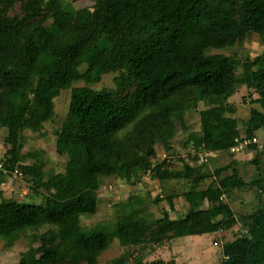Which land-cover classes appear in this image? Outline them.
I'll return each mask as SVG.
<instances>
[{
  "label": "trees",
  "instance_id": "obj_1",
  "mask_svg": "<svg viewBox=\"0 0 264 264\" xmlns=\"http://www.w3.org/2000/svg\"><path fill=\"white\" fill-rule=\"evenodd\" d=\"M252 35L263 48L244 56ZM63 90L71 97L54 144L73 174L55 168L35 184L42 165L22 161L20 136L56 121ZM233 103L247 110L244 123L221 114ZM6 124L0 181L22 176L47 192L44 204L0 205V239L27 235L40 247L19 264H187L159 249L210 233L220 264H264V0H0V131ZM240 144L216 164L214 153ZM114 176L130 197L108 198L112 215L85 224ZM158 181L173 188L152 190ZM114 242L120 254L101 262Z\"/></svg>",
  "mask_w": 264,
  "mask_h": 264
},
{
  "label": "rangeland",
  "instance_id": "obj_2",
  "mask_svg": "<svg viewBox=\"0 0 264 264\" xmlns=\"http://www.w3.org/2000/svg\"><path fill=\"white\" fill-rule=\"evenodd\" d=\"M262 48L263 44L261 40L255 35H252L246 40L245 44L243 45L242 52L244 56H247L250 51L259 52L262 50ZM214 51L224 52L223 49ZM225 52H228V50ZM111 79L112 76L106 75L103 79V82L105 84H111ZM70 97L71 91L63 90L61 94L56 98V112L58 113V118L55 122L47 123L44 127V132L35 134H25L20 136V140L23 143V160H21L25 162H38L42 165V170L36 182H34L35 184L41 185V183L47 184L48 182H50L55 168L65 173V179L66 177H69L70 173L73 174L72 170L68 168V165L71 164V159L67 158V156H65L64 154L58 155L56 153L54 144L56 127L59 124L65 122L67 111L69 108ZM241 104L242 103H233L227 108L228 110L225 109V112L223 111V109H221V114L223 113L222 115H225L227 112L231 116H237L240 121L244 123L242 120L246 116L245 113L247 112V110ZM194 125H197V123H195ZM186 126V131H184L187 136L192 128L188 123H186ZM4 128H6L7 130H4ZM198 132V136H200L201 131L198 130ZM12 133L13 132L10 125H4V127H2L0 131V141L1 138H4L3 143L6 144L7 140L11 139ZM185 149L198 150L200 155L207 152L204 151L201 147L196 146L191 139L187 140ZM213 157L215 159L216 164L223 166L229 164L231 159L234 158L230 155L229 152H223L222 150L214 153ZM235 157L238 158V156ZM255 158L256 153L252 154L251 157L248 159H243V163L246 164L248 170L253 168L254 165L252 163V160ZM228 172L229 170H225L222 172V175H226L228 174ZM214 177L215 175L213 174L212 178ZM128 179L130 182L132 181V179L135 180L136 178L128 177ZM125 180L126 178H120L119 176H114L113 178H107V180H105L104 186L98 191L100 203L99 208L97 210V214L94 216V218H87L85 224L94 221L95 219H97V217H100L101 215H112L113 208L108 198L116 197L118 201L128 200V198L130 197L129 188L122 184V181L124 183ZM139 181L135 184V190L137 192L140 190L146 191L147 186L149 185L144 187L145 182ZM30 183L31 181L25 179L22 176H9L6 181H0V205L3 203L12 202L13 200L32 202L35 204H44L46 202V190H44L43 192V189H39L38 191L33 192L32 189L29 187ZM152 184L154 185L153 188H151L152 190L164 189L162 192H167L170 187L173 188L172 184L169 181H158L157 183ZM38 187L40 188V186ZM115 188H118L116 190L117 192L115 191ZM176 189H180V186ZM235 194H237L239 197L241 196L245 198L246 202H251L254 197L253 192L248 190H236ZM163 203H166V201L163 200ZM240 203V200H236V202L233 203V207L240 208ZM224 234L230 235L231 233L225 230L222 231L219 235L222 236ZM191 238H195V241H193ZM214 238L215 233H210L197 237H177L173 241L166 242L165 245H163L161 249H159V253L161 256L164 257L173 256L179 262H186L187 264H220V262L222 261L221 247L213 244ZM39 249L40 247L37 241H35L31 236H22L12 243H7L0 239V264H19L25 259V254L27 255L28 253L39 251ZM22 251L24 252V254H22ZM120 252L121 251L119 243L114 242L104 253H102V255L100 256V260L101 262H107L112 257L120 254ZM150 257L152 258L153 254Z\"/></svg>",
  "mask_w": 264,
  "mask_h": 264
},
{
  "label": "built area",
  "instance_id": "obj_3",
  "mask_svg": "<svg viewBox=\"0 0 264 264\" xmlns=\"http://www.w3.org/2000/svg\"><path fill=\"white\" fill-rule=\"evenodd\" d=\"M242 146H243L242 144L237 145V146L234 145L231 149L236 151L237 149H240ZM204 159H205V155L202 154V155L200 156V160H204Z\"/></svg>",
  "mask_w": 264,
  "mask_h": 264
},
{
  "label": "clouds",
  "instance_id": "obj_4",
  "mask_svg": "<svg viewBox=\"0 0 264 264\" xmlns=\"http://www.w3.org/2000/svg\"><path fill=\"white\" fill-rule=\"evenodd\" d=\"M233 146H234V145H232V146L230 147V150L228 149V150H224V151H227V152H229V153H230V152H235V150H232V149H231ZM236 146H237V145H236ZM224 151H223V152H224Z\"/></svg>",
  "mask_w": 264,
  "mask_h": 264
}]
</instances>
